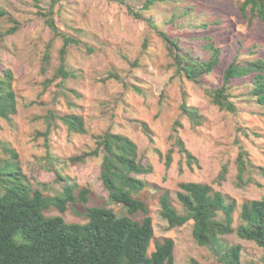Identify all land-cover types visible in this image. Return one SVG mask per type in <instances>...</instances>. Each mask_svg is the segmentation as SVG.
Masks as SVG:
<instances>
[{
    "label": "rangeland",
    "instance_id": "rangeland-1",
    "mask_svg": "<svg viewBox=\"0 0 264 264\" xmlns=\"http://www.w3.org/2000/svg\"><path fill=\"white\" fill-rule=\"evenodd\" d=\"M186 3L196 7L193 14L196 16L191 21L207 19L213 23L205 33L223 51L221 64L204 75L201 83L178 74L173 56L157 30L130 15L125 5L115 0H0V8L5 11L0 15V31L17 25L1 41L0 69L12 71V87L18 101L11 122L0 118V154L3 145L14 148L32 185L45 183L44 195L62 189L63 181L55 180L57 172L77 183L74 190L77 198L81 189L88 188L87 203L77 200L67 205L64 212L50 206L44 210L46 216L61 215L67 223H84L86 206H106L119 215L141 220L142 212L129 214L121 205L109 201L99 176L101 155L83 162L69 160L70 156L95 147L93 133L110 129L129 136L137 144L140 158L152 165L150 173L139 175L145 182L139 198L147 206L154 228L148 253L154 250L156 242L170 237L174 241V264H192V259L203 264H219L209 247L194 241L192 220L167 229L166 221L159 215V198L167 191L173 205L181 210L176 198L180 182L209 183L228 201H235L233 226L236 227L241 204L264 197V177L260 174L252 173L254 181L248 185L235 184L236 138L254 163L264 166V136L250 133L263 131L262 110L255 103L246 102L239 104L238 114L229 113L214 105L205 90L220 85L222 68L237 52L251 58L249 47L256 44L257 54L264 56V25L256 19L249 22L243 18L238 0L164 1L158 4L156 17L168 18L173 10ZM48 10H52L61 33L80 41L69 45L65 57L67 69L74 71V77L64 79L55 75L63 39L53 35L40 14ZM164 29L174 36L172 29ZM177 35L192 38L200 33L185 24ZM49 42L50 60L44 65L43 54ZM183 103L198 109L202 125L193 126L181 113ZM49 111L55 115H80L87 133L70 132L58 118L48 125ZM140 121L151 129L153 143L149 142ZM239 125L250 127V138L237 130ZM172 135L181 138L196 157L197 163L192 168L177 152ZM169 148L174 150L167 167L165 154ZM225 163L229 171L219 185L214 179ZM221 239L228 245L242 246V264H264V250L254 242L239 238L235 232Z\"/></svg>",
    "mask_w": 264,
    "mask_h": 264
},
{
    "label": "trees",
    "instance_id": "trees-1",
    "mask_svg": "<svg viewBox=\"0 0 264 264\" xmlns=\"http://www.w3.org/2000/svg\"><path fill=\"white\" fill-rule=\"evenodd\" d=\"M115 1L125 5L130 15L146 21L157 30L173 56L178 74H183L188 80L201 83L200 79L204 75H209L221 64L222 48L211 35L205 33L213 23L207 19L191 21L196 16L193 15L195 6L186 3L173 10L168 18L158 19V4L174 0ZM237 7L243 18L249 22L256 19L264 25V0H238ZM51 12L48 10L40 14L44 16L53 35L63 39L59 49L60 64L55 75L64 79L74 77V71L67 69L65 57L69 45L79 44L80 41L61 33ZM3 14L5 11L0 8V15ZM185 24L192 26L194 32L200 35L192 38L177 35ZM16 28L14 24L6 31H0V47L3 37L13 33ZM164 28L172 29L174 36H170ZM50 45L51 42L43 54L44 65L50 60ZM257 47L256 44L249 47L251 58L237 52L222 68L220 85L205 89L209 100L219 109L238 114L239 104L253 102L264 114V56L257 54ZM13 80L10 69H0V118L8 122L12 121V116L17 112L18 101L12 87ZM180 108L193 126L202 125V115L197 108L184 103ZM55 118L60 119L70 132L87 133L85 122L78 114L55 115L49 111L46 116L48 125ZM140 125L149 142L153 143L149 126L143 121H140ZM249 129L248 125L237 127L245 137L250 138L251 134H255V137L264 136V126L261 133L254 130L250 132ZM172 136L175 138L177 152L192 168V164L197 163L196 157L186 148L181 138ZM91 137L95 147L70 156L69 160L72 163L83 162L88 157L101 155L99 176L108 192L109 201L121 205L129 214L140 211L144 214L143 218L135 220L119 215L113 208L106 206H86L84 215L87 220L84 223H67L61 215L46 216L44 210L50 206L64 212L67 205L77 200L87 203L88 188L81 189L77 198L74 195L77 183L68 181L57 172L55 180L63 181L62 189L53 195H44L47 188L45 183L37 182L38 186H33L22 168L18 152L3 145L0 154V264H174V241L170 237L156 242L154 250L148 253L154 228L148 208L139 198L145 188V182L139 175L150 173L152 165L140 158L135 141L123 133L106 129L91 134ZM236 143L235 184L245 186L252 183V173L264 177V166L254 163L239 138H236ZM173 150L169 148L165 154L167 167L171 164ZM228 171L229 165L223 164L214 181L220 185L227 178ZM178 187L176 198L181 210L173 205L167 191L159 198V215L166 221L167 229L192 220L194 241L209 247L219 264H242V246L228 245L221 239L233 232L264 250V197L244 201L238 212V223L234 227V200L228 201L221 191L209 183L187 181L180 182ZM191 262L203 264L194 259Z\"/></svg>",
    "mask_w": 264,
    "mask_h": 264
}]
</instances>
